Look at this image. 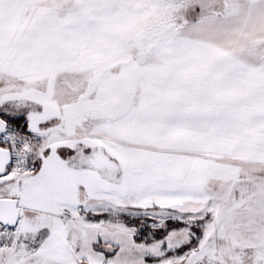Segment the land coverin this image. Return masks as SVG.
<instances>
[{"label":"snow or ice","instance_id":"obj_1","mask_svg":"<svg viewBox=\"0 0 264 264\" xmlns=\"http://www.w3.org/2000/svg\"><path fill=\"white\" fill-rule=\"evenodd\" d=\"M0 264H264V0H0Z\"/></svg>","mask_w":264,"mask_h":264}]
</instances>
